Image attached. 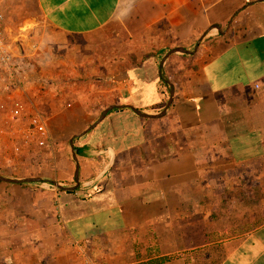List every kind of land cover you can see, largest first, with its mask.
<instances>
[{
	"label": "crops",
	"instance_id": "obj_1",
	"mask_svg": "<svg viewBox=\"0 0 264 264\" xmlns=\"http://www.w3.org/2000/svg\"><path fill=\"white\" fill-rule=\"evenodd\" d=\"M36 3L59 33L85 37L113 26L116 39L125 32L149 42L104 66L100 92L108 107L125 109L109 112L85 136L71 143L84 132L76 127L89 128L104 110L90 109L84 97L49 105L53 125L74 127L66 129L62 168L49 179L64 189L0 182V264H86L88 255L102 264H138L153 251L152 239L154 254L181 256L198 247L195 217L201 201L211 200L208 191L230 189L198 175L238 174L241 189L264 190V0ZM176 48L187 53L167 57ZM171 86L164 116L141 117L138 128L120 132V122L133 120L128 106L163 113ZM262 212L253 230L206 241L218 264H264ZM224 232L216 226L200 236ZM186 262L181 256L166 264Z\"/></svg>",
	"mask_w": 264,
	"mask_h": 264
},
{
	"label": "rangeland",
	"instance_id": "obj_2",
	"mask_svg": "<svg viewBox=\"0 0 264 264\" xmlns=\"http://www.w3.org/2000/svg\"><path fill=\"white\" fill-rule=\"evenodd\" d=\"M0 14L4 19L7 49L12 56V64H16V68H12L15 70L10 74L0 63V85L4 86V90L0 93V103L6 101L9 106L11 99L20 97L27 106V114L15 120H10L8 109L4 111L0 109V175L11 179L29 177L53 179L58 167L62 168L61 159L67 157L70 141L68 128L74 127L63 128L53 125L49 116V105L57 103L60 107L64 104L69 106L84 97L87 101L83 102L90 109L105 110L109 100L101 94L99 85L102 82L100 76L105 75L106 72L104 66L115 55L121 59L130 52L143 51V49L145 51L149 39L146 34L133 37L125 32L122 37L116 39L113 26L85 37L59 33L45 21L36 0H0ZM18 86L24 87L23 90L16 92ZM32 106L37 107L39 115L45 121L48 120L46 123L52 137L51 141L35 140L29 147L16 152L15 146L8 137L9 133L6 132L20 135L23 131H27L29 119L35 112ZM98 117L99 114L92 119ZM9 120L10 124L4 125ZM87 128V125L84 128L76 127L80 130L78 133ZM57 135H61L65 140L57 141ZM17 144H20L19 140ZM198 176L202 182L225 181L230 184V189L208 191L212 196L211 200L201 201L198 207L199 214L195 217L200 220L194 223L198 227L199 240L198 244H195L198 247L195 251H185L181 256L187 261L186 264L190 262L218 264V254L213 248L205 247L204 244L206 241L215 243L218 240H225L226 237L238 234L239 231H251L261 224L256 220L260 217L261 211L264 213V204L259 206L264 199V190L241 189L237 186L238 174ZM205 214H213V217L209 221H204ZM216 226L224 229L225 232L220 235L215 233L213 237L208 238L200 236ZM155 245L157 241L152 239L153 251L150 256L139 255L140 263L149 261L146 260L147 258L160 257L158 253L154 254ZM88 256L84 257L85 260L92 259L97 264H102ZM181 256L175 255L173 261Z\"/></svg>",
	"mask_w": 264,
	"mask_h": 264
},
{
	"label": "built area",
	"instance_id": "obj_3",
	"mask_svg": "<svg viewBox=\"0 0 264 264\" xmlns=\"http://www.w3.org/2000/svg\"><path fill=\"white\" fill-rule=\"evenodd\" d=\"M0 63L3 67L10 72V74L13 73L16 68V64L13 65L12 63V56L10 55L8 49H7V43L5 41V28H4V19L3 15L0 14ZM17 66H20L17 64ZM21 67L19 68V70ZM0 109L2 111L9 110L8 114L11 118L10 120H15L17 118L23 117L25 114H27V106L25 105V102L21 98L11 99V103L8 106V103L1 102L0 103ZM10 120L6 121L4 125H9ZM12 130V128L10 129ZM3 132V131H1ZM8 134V137L11 143L15 146L16 152H20L22 148L29 147L30 144H32L35 140H41L45 142L51 141V134L49 131V127L46 123V121L43 119L41 115L37 111L32 115V117L29 119V129L27 131H23V133H17L15 132H6ZM14 134V135H13ZM19 140V145L17 144ZM86 264H97L92 259H86Z\"/></svg>",
	"mask_w": 264,
	"mask_h": 264
},
{
	"label": "water",
	"instance_id": "obj_4",
	"mask_svg": "<svg viewBox=\"0 0 264 264\" xmlns=\"http://www.w3.org/2000/svg\"><path fill=\"white\" fill-rule=\"evenodd\" d=\"M175 53H187V51L184 48H176L174 50H171L167 57L175 54ZM162 68V66H161ZM173 98H174V89L173 86H171V90H170V99L167 103V107L166 109L163 111V113L161 112L158 115H150L147 113H144L142 110L139 109H135L132 106H128V108H130L135 114H137L140 117L146 118V119H158L161 118L162 116H164L166 114V111L169 107H171L172 103H173ZM125 109V107H121V106H117V105H113L111 107H108L107 109H105L102 114L100 115L97 123L93 124L92 126H90L87 130H85L83 133L79 134V135H75L74 138L72 139L71 143L73 142L74 139L76 138H80L82 136H85L87 133H89V131H91L92 129H94L96 127V125L98 123H100L101 121L104 120V118L108 115L109 112L116 110V111H123ZM77 169H79V165H77ZM0 182H4V183H14V184H26V183H50L54 186H58V188L64 189L62 187H60L55 181L53 180H49V179H44L41 177H29V178H25V179H11V178H7L4 176L0 175ZM73 190H76L77 188H72Z\"/></svg>",
	"mask_w": 264,
	"mask_h": 264
},
{
	"label": "trees",
	"instance_id": "obj_5",
	"mask_svg": "<svg viewBox=\"0 0 264 264\" xmlns=\"http://www.w3.org/2000/svg\"><path fill=\"white\" fill-rule=\"evenodd\" d=\"M129 113H130L129 115H130L131 119H133V120H131V122L128 124L125 123L124 121L120 122V125H119V129H121L120 132L127 131L129 128L131 130H134V128L135 129L138 128L140 121L143 120V118L139 117L134 112L130 111ZM105 127L107 128V124ZM119 142H120V140H119ZM174 258H175V255L161 256V257H158L155 259H150L149 261H147L145 263H140V264H166V263L173 261Z\"/></svg>",
	"mask_w": 264,
	"mask_h": 264
}]
</instances>
